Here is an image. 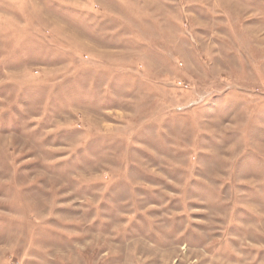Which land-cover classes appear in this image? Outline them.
Wrapping results in <instances>:
<instances>
[{
	"label": "rangeland",
	"instance_id": "1",
	"mask_svg": "<svg viewBox=\"0 0 264 264\" xmlns=\"http://www.w3.org/2000/svg\"><path fill=\"white\" fill-rule=\"evenodd\" d=\"M0 264H264V0H0Z\"/></svg>",
	"mask_w": 264,
	"mask_h": 264
}]
</instances>
